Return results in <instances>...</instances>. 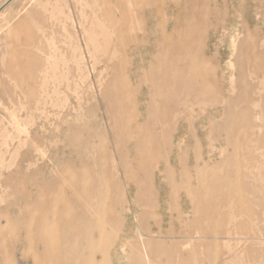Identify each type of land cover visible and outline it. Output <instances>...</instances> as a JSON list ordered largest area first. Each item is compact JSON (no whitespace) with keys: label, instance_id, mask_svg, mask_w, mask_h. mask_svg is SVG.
<instances>
[{"label":"rangeland","instance_id":"obj_1","mask_svg":"<svg viewBox=\"0 0 264 264\" xmlns=\"http://www.w3.org/2000/svg\"><path fill=\"white\" fill-rule=\"evenodd\" d=\"M215 1L200 29L206 32L200 47L210 61L207 70L214 72L221 88L209 95L210 100L215 97V105L192 104V119L183 121L182 132H173L169 169L160 157L168 151L166 146L155 150L157 163L146 172H134L131 167L124 173L113 169H118L117 159L125 153L124 135L118 131L120 118L113 116L114 124L107 116L105 91L115 77L117 81L119 75L136 72L126 88L138 92L139 104L161 110L160 101L147 96L149 81L155 77L151 67L157 49L140 53L131 42L135 35L145 38L156 25H145L138 18L119 46L108 16L129 2L133 14L135 7L146 8L147 0H0L2 230L11 219L22 220V215L9 208L22 203L27 194L71 201L84 180L88 190L103 179L99 191L108 189L109 198L124 195L118 213L124 226L121 231L133 235L129 243L139 246L138 225L152 230L155 249L149 260L154 264H194L198 260L202 261L199 264H264V243L240 240L245 238L241 228L259 234L264 227V221L251 224L250 191L246 190L254 179L244 177L246 172L264 175V0ZM158 6L161 0H155V10ZM215 13L220 15L217 19ZM166 17L167 25L166 19L157 25H166L169 33L167 26L174 16L168 10ZM149 43L146 40L144 45ZM138 112L144 115V109ZM174 126L172 122L171 131ZM228 126L233 127L231 132L225 131ZM86 144L92 146L89 155L83 150ZM197 172L203 176L202 188L212 183L220 186L216 185L214 201L198 204ZM136 181L143 184L146 198L155 194L154 204L145 197L137 201L141 193ZM186 189H192L196 197L191 200ZM239 200L245 205H239ZM111 202L105 201V207ZM142 214L146 217L136 218ZM203 231L206 238H202ZM5 238L6 264H33L34 245L12 249V239ZM161 249L165 258L160 256ZM216 254L218 259H214ZM118 256L117 264H129L122 253Z\"/></svg>","mask_w":264,"mask_h":264},{"label":"bare ground","instance_id":"obj_2","mask_svg":"<svg viewBox=\"0 0 264 264\" xmlns=\"http://www.w3.org/2000/svg\"><path fill=\"white\" fill-rule=\"evenodd\" d=\"M215 2V0H161L162 11H160L161 6L155 10V0H147L146 8L135 7V11L132 9L133 14L129 2V6L126 8L118 6L114 14H109V27L119 46H123L126 41L124 37L126 34H130L128 29L137 25L138 18L142 17L145 25H156L155 30L148 31L145 38L144 35L142 36V40L137 35L129 40L134 44V49L140 53L149 51L153 47L155 50L156 47L157 54L153 58L155 66L151 67L154 68L152 72H155V77L149 81L151 92H147V96L156 98L155 100H159L161 104V110H159L158 107H144L138 103V92H131L126 88L127 85L131 86V80L136 78V72L133 71L125 76L119 75L117 81H114L117 78L115 77L110 86L106 88L105 96L108 101L105 104V109L107 116L113 119L114 124L113 116L120 118L118 131L124 135L125 153L119 154L121 155L117 159L119 170L116 167L113 168L116 172L127 173L131 167L134 172H146L150 166L157 163L159 149L166 146L169 147L168 151L165 150L166 154L160 155V157L163 159L166 169H169L173 162L171 155L174 153V147L171 146L173 132H182L184 130L183 121L189 122L192 119V115L189 113L192 104L205 106L208 102V106L215 105V97L210 100L209 95L217 93L221 88L219 89L216 84L214 72H208L206 64L210 61L206 59L205 53L200 47L202 34L206 33L200 31L201 25L206 23V17L211 14L209 5H213ZM168 10L174 16L171 19L172 24L167 26V28L169 26L171 28L169 33L166 30L169 20L166 17ZM219 16L218 13H215L213 18L217 19ZM163 19H166V25H157V22H161ZM146 40L148 43L152 40L153 44L144 45ZM124 48L122 47L123 54L126 53ZM125 56L122 58L124 65L128 63ZM140 109H144V115L137 113V110ZM246 113V110L243 111V114ZM227 115L232 117L228 113ZM172 122L175 123L174 131H171ZM158 127H162L163 131L158 133L156 131ZM232 130L233 127L228 126L225 131L231 132ZM91 148V144H86L83 150L89 155ZM196 176L198 178L197 188L201 187V194L196 198L198 204L214 201L218 194L216 187L218 184L212 183L211 187L202 188L203 176L201 172H197ZM146 177L151 183L149 175ZM244 177L254 179L250 188L246 190L250 191L247 206L250 209V214H253L251 224L264 221V175L246 172ZM86 182L87 180H84L81 187H77L79 191L76 195L74 194L75 199L71 201L68 199L59 200L53 196L41 199L39 195L29 193L22 203L11 205L9 211L11 209L14 213L18 212L22 215V220L11 219L10 222H6L5 230L0 227V264H6L4 259L6 251L2 252L8 241L5 235L12 239L9 245L12 249L15 246L29 245L31 247L34 245L33 264H117V259L121 260V258H117L121 253L129 264H154L155 262L149 260L151 250L155 249V243L152 241L155 235H152V230L149 228L143 230L138 225L139 231H136V237L139 246L129 243L133 237L132 234L121 231L124 226L121 211L118 213L120 209L118 202L124 200V195L121 194L120 197L117 195L111 197L110 195L111 198H109L108 189L104 192L99 191V186L105 183L103 179L93 182V187L89 186L88 190L83 187ZM142 185L138 181L135 182L137 190L141 193L137 199L139 203L145 197ZM30 187H33L32 183H30ZM233 191L238 193V190L233 189ZM186 193L191 200L193 196L196 197L192 189H186ZM146 200L150 204H154L155 194L151 193ZM105 201L107 204L111 202V205L105 207ZM239 201H241L239 205H245L244 201ZM152 207L158 208L155 205ZM257 207L260 209L259 212H255ZM128 210L130 211V208ZM144 217L146 215L142 214L136 218L143 219ZM263 228L260 229L259 234L251 228L250 231L241 228L245 232L243 234L245 238L240 240L264 243ZM119 231L122 232V236L119 235ZM202 238H206L204 231ZM156 247L160 249L159 244ZM22 256L25 257L24 254ZM160 256L165 258L164 250ZM218 257L216 254L214 259H218ZM199 263L202 261L194 262V264Z\"/></svg>","mask_w":264,"mask_h":264}]
</instances>
